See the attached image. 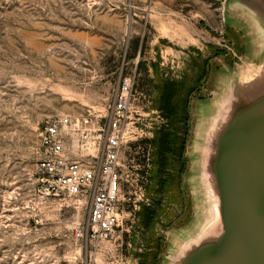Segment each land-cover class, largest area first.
Listing matches in <instances>:
<instances>
[{"label": "rangeland", "instance_id": "374dc122", "mask_svg": "<svg viewBox=\"0 0 264 264\" xmlns=\"http://www.w3.org/2000/svg\"><path fill=\"white\" fill-rule=\"evenodd\" d=\"M222 7V0H0V264H72L85 253L73 224L86 203L45 195L37 180L40 131L54 114L104 111L130 76L134 100L155 109L145 116L151 122L162 114L159 87L168 78L186 98L188 144L194 97L209 92L218 63L242 50ZM181 160L179 175L180 162L170 168L174 177L151 227L137 213L153 193L145 189L136 205L124 203L115 239L102 251L88 244L92 257L166 264V240L191 213L188 161Z\"/></svg>", "mask_w": 264, "mask_h": 264}, {"label": "water", "instance_id": "95a60500", "mask_svg": "<svg viewBox=\"0 0 264 264\" xmlns=\"http://www.w3.org/2000/svg\"><path fill=\"white\" fill-rule=\"evenodd\" d=\"M222 5L242 50L194 97L191 213L166 240V264H264V0Z\"/></svg>", "mask_w": 264, "mask_h": 264}, {"label": "built area", "instance_id": "2783aa9c", "mask_svg": "<svg viewBox=\"0 0 264 264\" xmlns=\"http://www.w3.org/2000/svg\"><path fill=\"white\" fill-rule=\"evenodd\" d=\"M134 99L132 80L124 76L104 111L57 113L40 131L36 172L42 193L72 198L75 206L86 203V214L73 224L85 253L72 264H108L92 257L88 244L102 251L123 227L124 203L144 198L153 124L165 118L157 112L160 118L148 121L155 109Z\"/></svg>", "mask_w": 264, "mask_h": 264}, {"label": "trees", "instance_id": "16d2710c", "mask_svg": "<svg viewBox=\"0 0 264 264\" xmlns=\"http://www.w3.org/2000/svg\"><path fill=\"white\" fill-rule=\"evenodd\" d=\"M180 89L176 81L168 78H164L159 87L157 105L166 120L154 130L151 137L152 156L149 176L153 181L147 182L146 189L153 193L149 201L140 202L141 206L137 210L141 225L147 227H151L158 216L162 205V194L173 180L174 173L170 170L171 166L180 162V168L177 169L179 175L184 163L181 159L186 160L189 113L186 98ZM180 117L185 119L186 126L178 124V121H182L179 120Z\"/></svg>", "mask_w": 264, "mask_h": 264}]
</instances>
